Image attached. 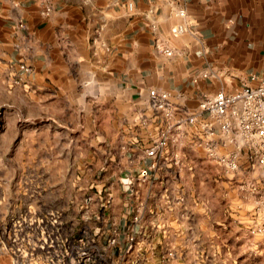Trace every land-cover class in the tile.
I'll use <instances>...</instances> for the list:
<instances>
[{
  "label": "rangeland",
  "instance_id": "1",
  "mask_svg": "<svg viewBox=\"0 0 264 264\" xmlns=\"http://www.w3.org/2000/svg\"><path fill=\"white\" fill-rule=\"evenodd\" d=\"M34 51L0 34V264H264L259 171L227 170L178 106L164 116L87 64L46 72ZM162 132L167 147L148 157ZM149 188L153 207L165 194L190 224V242L174 247L167 234L164 247L150 244L157 217L143 209L116 248L107 220L124 223L125 195Z\"/></svg>",
  "mask_w": 264,
  "mask_h": 264
},
{
  "label": "crops",
  "instance_id": "2",
  "mask_svg": "<svg viewBox=\"0 0 264 264\" xmlns=\"http://www.w3.org/2000/svg\"><path fill=\"white\" fill-rule=\"evenodd\" d=\"M179 23L189 31L170 39L174 54L168 56L157 45ZM0 34L23 40L29 52L35 50L29 58H41L46 72L59 71L54 65L74 72L87 64L141 98L148 99L150 89L167 91L182 117L199 112V101L219 87L235 91L251 84L252 75L264 78V0H0ZM151 191L140 190L136 199L125 195L124 223L123 216L109 214L107 223L119 230L116 248L124 225L138 231L132 216L143 209L157 217L159 236L152 235L150 244L164 247L167 234L174 247L190 242V224L179 210L165 207V194L153 207Z\"/></svg>",
  "mask_w": 264,
  "mask_h": 264
},
{
  "label": "built area",
  "instance_id": "3",
  "mask_svg": "<svg viewBox=\"0 0 264 264\" xmlns=\"http://www.w3.org/2000/svg\"><path fill=\"white\" fill-rule=\"evenodd\" d=\"M132 8V5H129ZM184 17L185 11H180ZM189 31L185 23L176 24L168 38L159 42L158 49L168 56L174 54L170 39ZM251 84L235 91L219 87L213 95L205 96L198 103L199 112L185 116L190 124H201L208 140L215 144L209 151L229 171H238L242 164L259 171L262 189L258 205L259 215L255 230L264 234V78L252 75ZM152 105L164 116L175 107L172 95L167 91L151 89ZM167 111V114L164 112ZM173 111V110H172ZM168 136L162 132L155 145L147 149V156L156 158L168 145ZM217 146L224 152H217ZM161 151V152H160ZM133 240V238H131ZM112 244L116 239H112Z\"/></svg>",
  "mask_w": 264,
  "mask_h": 264
}]
</instances>
